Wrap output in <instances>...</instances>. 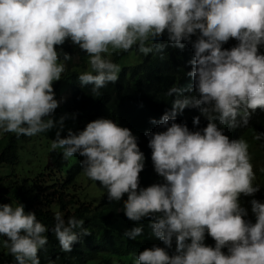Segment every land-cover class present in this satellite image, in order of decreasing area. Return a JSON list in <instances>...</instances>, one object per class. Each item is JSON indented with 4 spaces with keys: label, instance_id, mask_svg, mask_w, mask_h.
Returning <instances> with one entry per match:
<instances>
[{
    "label": "clouds",
    "instance_id": "1",
    "mask_svg": "<svg viewBox=\"0 0 264 264\" xmlns=\"http://www.w3.org/2000/svg\"><path fill=\"white\" fill-rule=\"evenodd\" d=\"M173 49L181 72L142 124L95 114L61 136L65 61L85 63L77 80L98 96L118 80L113 51L132 66ZM53 128L50 148L83 157L97 184L75 193L122 201L127 217L119 258L83 264H264V0H0V132ZM70 188H49L51 206L78 198ZM83 223L56 211L47 243L35 212L3 203L0 244L14 264H40L42 248L56 255L42 264H70L60 258L90 233Z\"/></svg>",
    "mask_w": 264,
    "mask_h": 264
},
{
    "label": "trees",
    "instance_id": "2",
    "mask_svg": "<svg viewBox=\"0 0 264 264\" xmlns=\"http://www.w3.org/2000/svg\"><path fill=\"white\" fill-rule=\"evenodd\" d=\"M177 55L179 51L176 49L166 50L163 58L158 54L147 56L135 65L124 66L121 60L123 52L113 51L111 59L121 68L118 80L99 89L98 96L89 94L91 85L82 87L78 82L76 72L80 67L70 66V60L65 61L62 78L53 86L55 98L61 101L54 110L53 118L55 120L67 114L61 136L67 134L68 129L76 127V122L95 114L133 126L142 124L146 116L157 107L163 87L181 72ZM79 56L82 61L88 60L84 51ZM55 131L53 128L34 136L0 133V204L22 203L26 212H35L37 219L48 226L45 233L47 243L55 238L51 226L56 211L61 212L65 219L69 216L82 218V227L87 228L90 233L84 236L83 243L77 250L60 258L63 263L83 264L86 256L102 260L108 257L119 258L131 243L123 237L124 232H121L123 222L127 219L123 211L119 210L122 201L108 202L101 208L99 201H95L98 193L84 198L75 193L79 183H88L85 190L95 188L97 184L94 182L90 185V179L84 175L80 166L83 157L76 154L65 159L60 149L50 148ZM46 177L52 180L48 187H42ZM70 186L78 198L59 196L56 204L51 206L52 200L48 198L51 192L47 193V190L50 188L58 191L63 187L71 189ZM43 199L47 206H37ZM122 199H126V194ZM4 239L5 237L0 236V241ZM44 251L42 248L37 253L40 264L45 255L51 260L56 256L48 250L46 253ZM0 264H14V257L5 252L2 244Z\"/></svg>",
    "mask_w": 264,
    "mask_h": 264
},
{
    "label": "rangeland",
    "instance_id": "3",
    "mask_svg": "<svg viewBox=\"0 0 264 264\" xmlns=\"http://www.w3.org/2000/svg\"><path fill=\"white\" fill-rule=\"evenodd\" d=\"M140 57H141V54H140V53H137L136 57H135L134 59L130 60L129 62H130V63H133V62L139 60ZM80 67H82V69H85V67H86L85 63H81V64H80ZM0 133H1V132H0ZM0 137H1V136H0ZM28 148L31 149L30 147H28ZM51 180H52V179H51L50 177H46V180L42 183V187H48L49 184H50V181H51ZM90 185H91V183H90ZM86 186H89V185H88V183L85 182V181L82 182V183H79V184H78V190H79V191H82Z\"/></svg>",
    "mask_w": 264,
    "mask_h": 264
}]
</instances>
